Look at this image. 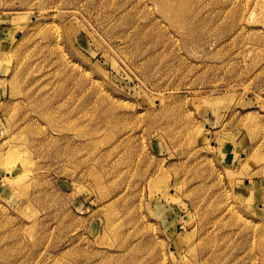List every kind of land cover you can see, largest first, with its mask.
I'll return each instance as SVG.
<instances>
[{
	"label": "rangeland",
	"instance_id": "rangeland-1",
	"mask_svg": "<svg viewBox=\"0 0 264 264\" xmlns=\"http://www.w3.org/2000/svg\"><path fill=\"white\" fill-rule=\"evenodd\" d=\"M0 264H264V0H0Z\"/></svg>",
	"mask_w": 264,
	"mask_h": 264
},
{
	"label": "bare ground",
	"instance_id": "bare-ground-1",
	"mask_svg": "<svg viewBox=\"0 0 264 264\" xmlns=\"http://www.w3.org/2000/svg\"><path fill=\"white\" fill-rule=\"evenodd\" d=\"M160 1V0H159ZM164 2V1H163ZM162 4V3H161ZM164 5H166L165 3H164ZM161 6V5H160ZM163 7V6H162ZM165 7V6H164ZM168 9V8H167ZM165 10V9H164Z\"/></svg>",
	"mask_w": 264,
	"mask_h": 264
}]
</instances>
